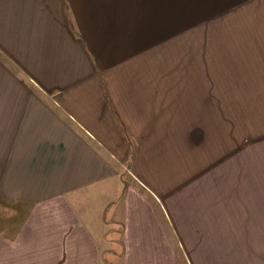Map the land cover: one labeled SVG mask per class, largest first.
<instances>
[{"label": "crops", "instance_id": "0c3cea01", "mask_svg": "<svg viewBox=\"0 0 264 264\" xmlns=\"http://www.w3.org/2000/svg\"><path fill=\"white\" fill-rule=\"evenodd\" d=\"M165 1L239 8L216 79L131 0H0V264H264V0Z\"/></svg>", "mask_w": 264, "mask_h": 264}, {"label": "rangeland", "instance_id": "374dc122", "mask_svg": "<svg viewBox=\"0 0 264 264\" xmlns=\"http://www.w3.org/2000/svg\"><path fill=\"white\" fill-rule=\"evenodd\" d=\"M155 1L157 2V0H131L130 6L123 9V11H130L131 15L136 11L141 13L144 9L146 15L150 11L152 12L151 17H154L155 12V18L158 19L160 13L162 20H168L159 26L155 22L150 24V17L147 18V25H149L146 37L147 49L155 46L161 48L163 69L176 65L178 70H187L186 74L185 72L178 73L179 79H193L197 83L203 74L210 75V79L215 78L212 76L217 75L218 63L220 61L225 63L227 58L224 44L229 41L227 40V37H230L228 35L241 30V25L235 23V15L239 8L234 5L208 8L195 5L189 8H179L177 17H175L172 13L173 9L168 8V2L161 0L162 7L157 5L153 8ZM159 38L161 39L158 40ZM154 39L155 43L148 45ZM230 158L232 161V156ZM212 243L215 246L212 247ZM216 244V241L211 240V247L204 253L201 248L172 250L179 256V260L187 255L200 259L202 255L207 254V250L211 257L233 255V249L229 252L227 248L216 247Z\"/></svg>", "mask_w": 264, "mask_h": 264}]
</instances>
